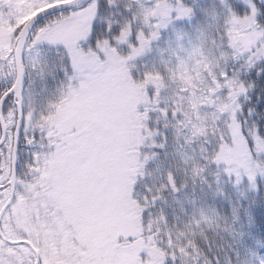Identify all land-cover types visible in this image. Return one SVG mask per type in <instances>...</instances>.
I'll use <instances>...</instances> for the list:
<instances>
[{"label":"snow or ice","instance_id":"1","mask_svg":"<svg viewBox=\"0 0 264 264\" xmlns=\"http://www.w3.org/2000/svg\"><path fill=\"white\" fill-rule=\"evenodd\" d=\"M0 264H264V0H0Z\"/></svg>","mask_w":264,"mask_h":264}]
</instances>
